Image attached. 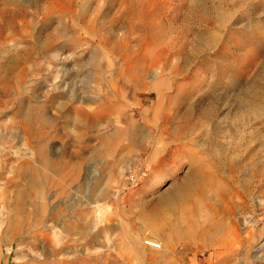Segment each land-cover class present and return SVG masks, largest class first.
<instances>
[{
	"label": "rangeland",
	"instance_id": "1",
	"mask_svg": "<svg viewBox=\"0 0 264 264\" xmlns=\"http://www.w3.org/2000/svg\"><path fill=\"white\" fill-rule=\"evenodd\" d=\"M18 196L65 264H264V0H0V264Z\"/></svg>",
	"mask_w": 264,
	"mask_h": 264
},
{
	"label": "bare ground",
	"instance_id": "2",
	"mask_svg": "<svg viewBox=\"0 0 264 264\" xmlns=\"http://www.w3.org/2000/svg\"><path fill=\"white\" fill-rule=\"evenodd\" d=\"M99 130V129H98ZM139 132V130L134 129L131 132V135L134 136L135 134H137ZM98 133V132H97ZM126 133V132H125ZM99 135V134H98ZM97 135V136H98ZM121 136V135H120ZM160 134H157L156 138H151L149 134H143V141L145 140L147 145H150V147L152 148V152H154V145L160 141ZM96 139V138H95ZM123 140V139H122ZM121 140V141H122ZM119 143V142H118ZM117 146V145H116ZM151 152V153H152ZM37 158H39L43 164H50L47 159H46V155L44 152V149L41 147L38 152H37ZM198 172H200V170L196 169L195 170V175L191 178V179H187L185 182H183L182 184H180L177 188V190H174L172 192H170L168 195H165L162 197V200H167L166 204L173 206L175 209L179 208V205L182 203L183 198L185 196V194L188 193H192L193 191V186L196 183L197 179H198ZM205 173V172H204ZM202 177V176H201ZM202 179V178H201ZM190 191V192H189ZM2 193V192H1ZM187 193V194H188ZM1 196H4L3 193ZM186 197V196H185ZM96 201V200H95ZM185 202V200H184ZM24 203L22 202V196H18L17 199L14 201L13 205L12 203L9 204L6 207V213H7V218L11 221V219H13V217L15 218V223L12 227H14V230L17 232V230H19L20 228H22L21 230H19L20 235H24V234H28L27 228L25 227L26 225L28 226L31 222L30 220H33V227L34 229H32V231L30 232L31 234L28 236V242H23V239H25L22 236H18V243H17V248L15 251V258L17 260L16 264H65L66 262V258L67 256H69V251L66 249V247L63 245L64 239L63 237H61L60 233H58L57 231H55V229L53 230V239L51 240V238L48 236L47 233H45V230H40L41 221L44 222L45 218L43 217L44 213H45V204L43 202L41 203H36L35 205V209H34V216L35 217H30L25 208H24ZM45 205V206H44ZM197 205V204H196ZM199 205V204H198ZM197 205V206H198ZM207 206V205H206ZM204 207V206H202ZM1 209V208H0ZM180 210V208H179ZM185 212V211H184ZM195 213V212H194ZM200 213V212H199ZM187 214V213H186ZM182 215V214H181ZM185 215V214H184ZM189 215V213H188ZM199 216V215H198ZM204 217V216H203ZM211 217V216H210ZM230 217V216H228ZM233 217V216H232ZM239 217V216H238ZM5 218V217H4ZM230 219V218H229ZM4 220V219H3ZM197 220V219H196ZM213 220V219H212ZM49 221V220H48ZM237 221V220H236ZM250 222V219H249ZM45 223V222H44ZM43 223V224H44ZM212 223V222H211ZM247 223V222H246ZM70 224V222H69ZM181 224V223H180ZM183 224V223H182ZM73 225V224H71ZM238 225V224H237ZM45 226V224H44ZM49 226V225H48ZM11 227V228H12ZM179 227V225H178ZM180 228V227H179ZM52 229V228H51ZM181 229V228H180ZM196 230V229H195ZM204 230V229H203ZM23 231V232H22ZM10 233V232H9ZM238 233V232H237ZM182 234V233H181ZM228 235V233H227ZM10 237V236H9ZM233 237V236H232ZM195 240V239H194ZM231 240V239H230ZM236 240V239H235ZM43 242V244L40 246L38 245L37 242ZM233 241V240H232ZM231 241V242H232ZM59 243V244H58ZM152 243V242H151ZM155 243V242H154ZM226 243V239L222 238L220 240V246H217L219 249V253L221 254L220 257H222V248L221 245H225ZM234 243V242H233ZM55 244V245H52ZM65 244V243H64ZM150 244V243H149ZM159 244V243H158ZM243 244V243H242ZM151 245V244H150ZM152 246V245H151ZM154 247V246H153ZM154 248H159L158 247H154ZM231 248V247H230ZM13 250V245L12 243H8L7 244V250L6 251H11ZM262 250V249H260ZM84 263H87V260H90L89 258V253H90V249L88 246L84 247ZM10 253V252H9ZM218 253V254H219ZM258 254H260L259 252H257ZM245 254V253H244ZM256 255V254H255ZM263 256V255H262ZM249 257V256H248ZM225 258V257H224ZM261 258V257H260ZM245 259V258H244ZM253 259V258H252ZM219 264H233L232 258H226V259H219ZM253 261V260H251ZM255 262V261H254ZM241 264V262H239ZM237 262V264H239ZM254 264V263H253Z\"/></svg>",
	"mask_w": 264,
	"mask_h": 264
},
{
	"label": "built area",
	"instance_id": "3",
	"mask_svg": "<svg viewBox=\"0 0 264 264\" xmlns=\"http://www.w3.org/2000/svg\"><path fill=\"white\" fill-rule=\"evenodd\" d=\"M150 244H151L152 246H154V247H158V245H159L157 242H155V243L152 242V243H150Z\"/></svg>",
	"mask_w": 264,
	"mask_h": 264
}]
</instances>
